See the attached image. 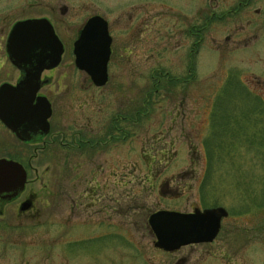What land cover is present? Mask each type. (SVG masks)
Returning a JSON list of instances; mask_svg holds the SVG:
<instances>
[{
    "label": "rangeland",
    "instance_id": "374dc122",
    "mask_svg": "<svg viewBox=\"0 0 264 264\" xmlns=\"http://www.w3.org/2000/svg\"><path fill=\"white\" fill-rule=\"evenodd\" d=\"M47 1L0 0V28L7 31L15 20L54 19L51 8L44 7ZM236 1L226 0L224 8L214 7L215 1L205 6L195 1V23L203 24L199 9L217 16L206 17L192 84H181L187 75L177 66L183 53L163 52V73L169 77L153 86L156 75L144 64L154 62H146V51L126 35V47H133L126 70L112 67L108 85L94 91L73 67L71 47L81 25L94 14L114 22L125 4L126 16H139L145 3L152 13L161 8L155 0H68L62 21L54 19L66 53L49 75L54 80L65 73L66 78L59 88L54 82L47 88L53 127L74 128L80 113L113 112L115 117L126 114V135L115 134L96 160L54 148L33 162L38 174L28 172L31 183L23 194L36 195V212L17 218L16 203L4 205L0 264L170 263L173 257L155 252L148 226L149 216L158 211L188 214L222 208L228 217L221 219L220 239L236 226L237 239L248 237L254 248L258 241L264 243V0H254L258 19L254 29L245 31L238 16L218 18L234 9ZM236 30L255 38L235 39ZM228 34L232 40L227 44ZM117 54V64H123L122 52ZM3 68L11 71L7 61ZM0 142V158H15L12 141L1 130ZM95 186L103 190H97L98 201L95 196L92 202L89 187ZM251 251L243 263L257 258L256 248Z\"/></svg>",
    "mask_w": 264,
    "mask_h": 264
},
{
    "label": "flooded vegetation",
    "instance_id": "af4514ba",
    "mask_svg": "<svg viewBox=\"0 0 264 264\" xmlns=\"http://www.w3.org/2000/svg\"><path fill=\"white\" fill-rule=\"evenodd\" d=\"M195 1L196 0H155V3L158 4L161 9L156 8L153 11L154 13H152V8L149 7L148 3H145L146 7L140 9L139 16L137 17H135L132 12H128L126 16L125 4L123 15L121 16L122 18L120 17L114 22H111L110 20L99 14H94L88 17L79 28L76 38L73 41L71 47V55L73 57V67L75 73L85 75V82H88L89 86L93 87L94 91H98L108 85L111 76L110 69L112 67L118 69L124 67V69L126 70V61L132 54V45L131 47H126L127 35L129 39H132L130 43L137 42L146 51V58H148L146 62H154L153 64H144V66H147L149 72H153L156 75V82L154 85H151L157 87L160 84H164V79L168 80L169 74L163 73V52H169L171 54L183 53V57L181 58L177 66L187 72V75L186 79L183 80L182 83L178 82V84L181 83L183 85V82L187 84L191 82L192 84V81L194 79L193 67L196 55V47L198 49V45L202 43L205 35V30L208 26L206 17L217 16L214 12H212L211 15H207L205 11L199 9L197 15L200 16V18L202 17L203 24H200V22L195 23ZM207 1L208 3L215 1L214 7L220 6L221 8H224L226 0H202V4L205 6ZM68 4V0H48L46 3H44V7H49V9L51 8L50 10L53 13L52 16H54V19L56 18V20L62 21V19H59V17H64L67 12ZM164 4L170 5L169 7H163ZM254 5V0H237L234 9L223 11V13L220 14V17L218 18L222 20L223 18L226 19L227 15L231 16L232 18L238 16V21L240 20V24L245 23L243 26H240L244 31L247 28L250 29V26L252 29H254L258 19V9H253ZM162 7L163 9H165L162 10ZM57 14L58 18L56 17ZM92 17H100L106 22L107 32L110 38V56L107 64V82L105 86L101 88H96L92 84L90 78L84 72L78 70L74 65L73 44L79 37L84 24ZM38 19L47 20L63 48V54L61 56L60 63L53 69H44L38 77V84H40V88L36 93V98H45L50 103L51 116L46 120V123L44 121L42 123L41 120L36 122L31 120H13L14 130L16 131V133L26 136V139H28L26 142L19 140L16 134L6 128L0 121L1 133L7 135V137H9V139L12 141L13 147L10 150L14 152L13 156L15 157H1L0 159L5 158L8 160H12L19 163L23 167L26 173V184L24 191L26 190L28 184L31 183H28V172L33 171L36 177V174H38V168H34L33 162L39 161V156L42 155V153H45V151L48 152V154L50 153L49 151H54V148L56 152H60V154L62 152L66 153L69 151H75L78 152L80 156H83L85 158L90 157V161H92L96 160L99 152L106 151L110 147V144L115 140V134L126 135V114L123 116L115 117L113 112H107L105 115H101L99 111L92 114L80 113L79 117L74 120V128L68 129L67 127H58V129H56L53 127V104L49 100V95L46 94L47 88L53 85V82L56 83L57 87L59 88V82L65 80L66 75L65 73L60 74L57 77L58 79L53 80V78L49 74L56 71L60 67L62 58L66 53V46L58 35L59 30L57 26H55L56 21H54V19H52L50 15H47V17L41 16L15 20L9 25L7 31H5L3 27L0 28V76L4 75L5 77H7V80L5 79L0 81V86L3 84H7L15 87L26 79L27 74L24 71L20 70L18 67L12 65L8 59L6 53L7 38L12 27L17 22ZM234 28L238 27L234 25ZM230 35L231 34H228L224 37V41L227 44L231 42L230 40H232V37ZM233 35L235 39L239 40L245 38H255L252 37L254 35L247 36L243 32L238 33L237 30ZM120 39H123V42H120ZM236 44L237 43L233 41V45ZM220 50L228 51L229 48H221ZM120 51L123 55V64H117L119 59V55L117 53ZM6 61L9 64L11 71L4 70L3 64ZM112 63H114V65H112ZM150 78L154 80L153 76H150ZM176 81L178 80L171 79V82L176 83ZM155 92L157 93L158 90H155ZM32 105H36V99L33 100ZM45 124L47 126L46 133L42 132L41 130L44 128ZM0 145L1 147L3 146L1 142ZM19 151L23 152V154L21 155ZM30 151L31 154L28 155V152ZM48 154L46 153L44 155L46 159L48 157ZM45 161L46 160H44V162ZM111 178L113 179L114 175H112ZM109 180L110 177H107L106 181L109 182ZM99 189L101 191L103 190L99 186L89 187V193H91L90 198L92 199V202H94L93 200L95 196L96 201H98L97 190ZM24 191L10 202L3 203L0 201V218H3L5 215L4 212L6 206L12 203H16L17 218H29L34 215V213L36 212V209L34 208L36 195L29 193L24 196ZM25 203L29 204V209L27 211L22 210V206ZM4 205L6 206L4 207ZM221 224L222 221L220 223L219 231L212 241L189 244L168 252L157 248V241L155 240L153 242L154 250L160 255L173 257L172 261L167 264H264L263 242L258 241V248L255 245L257 254H260L261 257L259 258V256L257 255V258L255 259L251 258L250 256V259H248L247 262L243 263L245 254H248L251 249L252 251L253 249L255 250V248L252 245H249L250 241L247 240L248 237L247 239L242 240L236 238L239 236L237 234L238 229H236V226H234L233 229L226 230L225 238L220 239V236L222 234ZM260 238H262V236H260ZM185 251L187 255H178L184 253ZM144 264H147V262H144Z\"/></svg>",
    "mask_w": 264,
    "mask_h": 264
},
{
    "label": "water",
    "instance_id": "95a60500",
    "mask_svg": "<svg viewBox=\"0 0 264 264\" xmlns=\"http://www.w3.org/2000/svg\"><path fill=\"white\" fill-rule=\"evenodd\" d=\"M6 53L10 63L27 76L13 87L0 86V121L6 128L26 142V136L16 133L13 120L46 123L51 116L50 103L36 98L40 88L38 77L44 69H53L59 63L63 48L51 25L45 19L17 22L7 38ZM75 67L84 72L96 88L107 82V64L110 56V38L107 24L100 17L90 18L73 44ZM36 99V105H32ZM47 132V126L41 129ZM26 173L12 160L0 159V201L10 202L24 191ZM24 204L22 210H28ZM227 216L222 208L195 210L182 214L158 211L148 218V226L157 241L156 247L171 252L181 246L212 241L220 228L221 219Z\"/></svg>",
    "mask_w": 264,
    "mask_h": 264
}]
</instances>
